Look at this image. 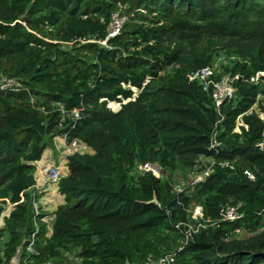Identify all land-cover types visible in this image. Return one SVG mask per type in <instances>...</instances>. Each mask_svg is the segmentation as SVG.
<instances>
[{"label": "trees", "instance_id": "trees-1", "mask_svg": "<svg viewBox=\"0 0 264 264\" xmlns=\"http://www.w3.org/2000/svg\"><path fill=\"white\" fill-rule=\"evenodd\" d=\"M220 53L236 93L217 109L190 77ZM262 72L264 0H0V264H264ZM56 137L93 154L68 157L49 226L35 163Z\"/></svg>", "mask_w": 264, "mask_h": 264}, {"label": "built area", "instance_id": "built-area-1", "mask_svg": "<svg viewBox=\"0 0 264 264\" xmlns=\"http://www.w3.org/2000/svg\"><path fill=\"white\" fill-rule=\"evenodd\" d=\"M124 19L119 18L117 14H114L113 16V25L111 28V32L109 34L110 37L116 36L122 25H123ZM259 75H264V72L259 73L255 78H252V82H258ZM191 81L197 82L199 85H201L204 89V91L208 92L216 106L217 109L221 107V105L227 101L231 100L236 93V89L234 87V81L235 78H232L230 75L225 74L221 78H218V73L216 69L212 67H205L202 68L195 73H193L190 77ZM18 86V83L14 80H9L7 78H4L2 80V89H14ZM80 113V109H77L75 111V116L78 117ZM264 120V118H262ZM64 140L67 142L66 138L63 137ZM257 148L260 151L264 152V139L257 143ZM67 148L70 150V154L74 153H80L83 154V152L78 151L79 148L85 149L86 145H84L79 140H74L71 143H67ZM226 166V165H225ZM213 164L210 166H202V171L197 172L193 174L190 179L186 182V187L193 188L195 185H197L199 182H202L204 178L212 171ZM138 170L145 174L149 173L156 177H163L165 175L162 168L156 164L153 163H146L138 168ZM46 175H47V181L50 184H54L58 186L62 176L61 167L59 165H49L46 168ZM248 176L251 179H254V176L250 173H248ZM177 190L182 191L184 188L182 186H177ZM36 208L38 209V206L36 205ZM221 219L223 221L227 222H235L240 220L243 217V214L239 211L237 207L234 206H226L221 209ZM194 218H203V208L201 206H197L194 210ZM201 226V225H199ZM34 243V239L32 240V244ZM31 250V248L29 249ZM174 261L173 257H168L165 259H162L159 264H171ZM9 264H22L21 260L18 256L13 257ZM24 264H27L26 262ZM53 264V263H48Z\"/></svg>", "mask_w": 264, "mask_h": 264}, {"label": "crops", "instance_id": "crops-1", "mask_svg": "<svg viewBox=\"0 0 264 264\" xmlns=\"http://www.w3.org/2000/svg\"><path fill=\"white\" fill-rule=\"evenodd\" d=\"M56 144V142H55ZM60 144L63 146V151L59 155H56L53 152H51L49 149H47L42 157V159L38 162L35 163L37 167V172H36V186L35 188H38L43 194V197L40 198V203H41V210L43 213L47 215L46 221L49 226H51L53 220H54V214L58 207L62 204L65 203L64 196L61 195L58 191V186L55 187V191L57 192L56 194H53V196H50V193L45 192L44 188L46 187L47 184V178L46 176V168L49 165H60L61 167V172L62 176H67L69 174L67 162H68V157L72 154H70V150L67 148V142L64 140L63 137H61ZM85 152L89 154H93V151L86 146ZM47 188V187H46ZM9 216V215H7ZM52 231H50L51 233Z\"/></svg>", "mask_w": 264, "mask_h": 264}, {"label": "rangeland", "instance_id": "rangeland-1", "mask_svg": "<svg viewBox=\"0 0 264 264\" xmlns=\"http://www.w3.org/2000/svg\"><path fill=\"white\" fill-rule=\"evenodd\" d=\"M119 17V16H118ZM120 18V17H119ZM231 60H234V58H228V57H226V55H225V53H220V54H218V56L216 57V59H215V61H214V63H213V67L216 69V71L219 73V74H225V71H224V68L226 67V66H228L229 65V63H230V61ZM110 107L114 110V111H118L119 109H120V106H119V104H117V103H111L110 104ZM254 110H256L257 112H258V114H260V116L262 117V118H264V114L263 113H261V111L257 108V106L254 108ZM60 140H61V137H56L55 139H54V143H53V145H50V147H48V149L51 151V152H53V155H54V153L56 154V155H59L60 153H62V151H63V146H62V144H60ZM55 142H56V144H55ZM78 151H81V152H83V153H86L85 152V149H82V148H79V150ZM208 161L209 160H203L202 159V162H203V166L204 165H207L208 164ZM60 166V165H59ZM140 173V171L139 170H137V172H136V175L137 174H139ZM46 178H47V175L45 176ZM190 175L189 176H186V178L183 176V175H181L180 173H177L175 176H174V183H175V185L176 186H182V188H185L186 187V181L188 180V179H190ZM47 187V188H46ZM46 187L44 188V190H46L45 192H48V193H50V196L52 197L53 196V194H56V196H57V192L55 191V187H56V185H54V184H50L48 181H47V184H46ZM36 189V191H37V193H38V195H39V204H40V206H41V203H40V198L41 197H43V194L41 193V191H43V189L42 190H40V189H38V188H35ZM53 193V194H52ZM197 206H195L194 207V210H195V208H196ZM11 210H12V206H9V207H7V209L5 210V212L2 214V216L4 217V216H7V215H9L10 214V212H11ZM4 224V222H3V219H2V221H1V225H3Z\"/></svg>", "mask_w": 264, "mask_h": 264}, {"label": "water", "instance_id": "water-1", "mask_svg": "<svg viewBox=\"0 0 264 264\" xmlns=\"http://www.w3.org/2000/svg\"><path fill=\"white\" fill-rule=\"evenodd\" d=\"M30 194H34V191H33V190H31V191H30ZM152 202H153V203H157V200H156V199H154Z\"/></svg>", "mask_w": 264, "mask_h": 264}]
</instances>
